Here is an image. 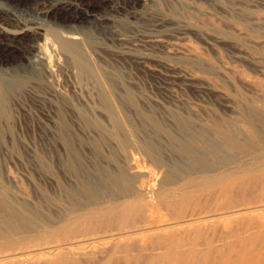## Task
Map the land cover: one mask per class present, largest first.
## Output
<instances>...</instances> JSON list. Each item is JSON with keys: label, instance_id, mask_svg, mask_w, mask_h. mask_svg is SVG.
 Segmentation results:
<instances>
[{"label": "bare ground", "instance_id": "6f19581e", "mask_svg": "<svg viewBox=\"0 0 264 264\" xmlns=\"http://www.w3.org/2000/svg\"><path fill=\"white\" fill-rule=\"evenodd\" d=\"M209 1L215 5L221 4L220 0ZM162 4L167 7V13L161 9ZM187 8V0H35L34 5H27L26 0H0V195L3 200L10 195V186H19L16 176L20 173L11 175L12 172L9 173L8 168V175L5 177L4 165L18 164L17 166L23 167L28 164L38 171L43 170L44 165L48 163L43 164V159L49 156L50 163L46 167H52L62 159V149L66 154H71L70 158L72 155L77 157L80 152L83 154L81 157H87L86 151L91 152L90 159L87 157L90 166L80 164L75 171L76 178L78 176L81 179L78 181L79 190L83 192L106 191L129 181L124 168L113 171L110 166L114 155L122 152L120 154L125 157L123 158L130 162V174L143 179L142 183L135 187V193L145 198L156 196L155 190L160 187L156 182H160L161 175L166 179L168 165L164 161L163 150L170 155V161L175 162V169L180 168L177 163L180 162L188 168L202 172V175H205L203 172L224 162L229 150L236 152V132L224 131L218 124L208 126L197 123L193 120L195 115L191 110L189 112L187 109L183 114L176 112L183 103L173 92L176 83L203 79L207 73L214 77L222 73L188 45L180 49L183 59L178 61L177 50L164 40L173 34L187 38L190 33H185V30L200 36L205 35L200 32L202 29L198 30L187 22ZM228 9L233 16L241 17L240 21L245 20V23L242 22L243 31L262 27L259 26L261 22L251 23L253 15L250 10L225 5V10ZM214 32L213 42L223 41L220 30ZM205 36L208 39V36ZM237 44L240 45L237 47H244ZM124 61L135 62L143 70L155 62L159 67L150 71L160 82L162 78V89L167 99L159 102L155 97L144 93L138 81L140 78L137 80L135 76V79H127L128 77L120 71ZM216 86L218 87L217 84L214 86L207 83L206 87L198 89ZM163 110L175 112H167L168 115L163 117V113H159ZM14 113L24 128H30L32 136L29 137L34 139V143L29 138L20 139L22 133L16 136L18 140L8 141L4 127H8L7 118L11 120L13 115L11 118L8 116ZM245 115L246 132H252L254 143H262L264 116L261 117L254 111H247ZM196 118L198 116L195 120ZM254 122L256 125L258 122L259 127L262 126L261 129H254ZM222 135L224 140L219 142L218 136ZM76 142L84 145L76 148ZM100 151L110 155L108 162L103 166L97 161V152ZM20 152L25 155L21 157ZM66 154L64 153L65 156ZM241 157L244 158L245 155ZM150 161L156 164V171L146 167ZM68 163L67 160L65 166H72L73 169V162L70 166ZM22 172L20 176L28 175L25 168ZM53 178L46 177L43 180L53 186L57 181ZM61 191L65 196L72 192L66 187H62ZM14 195L12 199L22 201L25 198ZM15 204L13 202L14 206ZM259 207L248 212L261 214L258 212H264V209ZM245 210L232 212L229 217L239 216L238 213L240 216L248 214ZM155 211H146L147 225L153 232L145 233L143 229H139L116 236L95 239L84 237L85 240L71 243L69 241L63 247L52 246L25 254H6L0 256V263L22 260L31 255L50 257L63 251H71L78 246L104 244L115 237H137L150 232L165 233L178 228V224L156 218ZM208 221L206 218L196 219L179 227H199Z\"/></svg>", "mask_w": 264, "mask_h": 264}, {"label": "rangeland", "instance_id": "374dc122", "mask_svg": "<svg viewBox=\"0 0 264 264\" xmlns=\"http://www.w3.org/2000/svg\"><path fill=\"white\" fill-rule=\"evenodd\" d=\"M34 1L26 0V3L34 5ZM220 2L221 7L209 0H187L188 8L185 12V18L189 16L187 22L198 30L202 29L200 32L207 35L208 39L205 35L203 38L190 30H185V33H190L187 38L183 39L182 35L173 34L170 37L164 36V40L177 50L178 61L183 59L180 49L188 45L218 72H222L219 77L206 72L203 79L181 81L173 88L174 94L183 102L176 112L183 114L187 109V111L191 110L195 115L193 117L195 122L208 126L218 124L224 131L230 130L238 134L236 152L229 150L228 157L221 162L222 165L220 163L219 166L203 172L205 175L180 162H177L180 168L175 169V162H171L170 155L163 150L168 173L166 179L161 175L160 182H156L160 187L157 188L159 191L155 190L154 198H145L135 193V187L142 183L143 179L130 174V162L124 159L122 152L115 153L117 155H114V161L110 166L113 171L124 168L129 181L106 191L79 190L78 181L81 179L78 176L76 178V167L84 163L90 166V160H87L89 154L91 155L90 151H86L87 157H81L80 155L83 154L80 152L77 157L72 155L70 158L71 154H66L62 149L66 156L61 151L60 163L48 168L46 165L50 163L49 156L47 159L43 157L46 160L45 162L43 159V164L48 163L39 171L27 164L23 166L26 173L28 171L27 177L24 175L27 181L20 176L24 173L21 165L8 163L4 165L5 177L8 172H12L11 175L14 176L20 173L16 176L19 186L9 187L10 195H7L6 200L0 195V256L14 252H22V254L36 252L52 246L63 247L69 241L71 243L85 240L84 237L95 239L116 236L139 229H143L145 233L153 232L147 225L148 210H156L154 212L156 218L178 224V228L165 233L150 232L137 237H115L104 244L78 246L71 251H63L50 257L31 255L22 260L3 261L0 264H264V212H258L261 214L248 212L259 206L264 209V140L260 142L261 145L259 142H253L252 132H246L245 120L247 111H254L259 116H264V25H261L264 24V0H220ZM224 4L250 10L253 15L251 23L261 22L259 26L262 27L248 28V32L243 31L245 20L240 21L241 17L233 16L229 13V9L225 10ZM162 6L164 5H161V9L167 13V7L164 6L163 9ZM257 17L262 21L258 20L259 18L256 20ZM214 30H220L221 36L224 37L223 41L213 42ZM236 42L244 47H237L240 45ZM160 56L165 57V55ZM172 58L174 57H170ZM124 63L121 64L120 71L128 77L127 79L130 77L135 79L136 76L137 80L140 78L138 81L144 93L155 97L159 102L167 99L162 89V78L160 82L150 71L159 67L155 62L144 70L135 62L124 61ZM207 83L214 86L217 84L218 87L198 89L206 87ZM142 91L141 93L144 94ZM171 111L175 112L163 110L159 113L160 115L163 113L164 117ZM11 116L13 121L7 118L9 124L6 120L8 127H4L8 141L18 140L16 136L21 133L20 139L24 137L23 139L31 140L30 128L27 127V130L25 127V129L15 113L8 117ZM197 116L199 119L195 120ZM257 124L254 122V129H261L262 126L259 127L258 122ZM8 128L10 129L7 131ZM223 138V135L218 136V141L222 142ZM33 140L32 138V143ZM80 145L84 144L75 143L76 148ZM235 154L238 155V157L236 155L237 159ZM20 155L23 157L25 154ZM97 155V161L101 166L107 163L110 157L101 151L97 152ZM244 155L245 157L242 158L241 156ZM21 157L19 158L23 159ZM67 160L68 166L74 163H72L73 169L72 166L71 168L65 166ZM146 167L156 171L157 166L150 161ZM46 177H54L53 179L57 181L50 186L52 184L48 185L43 180ZM62 187L71 189V194L65 196L61 191ZM22 192L25 194L23 195ZM17 194L21 196L20 198L25 197L24 200L12 199L13 195L18 197ZM13 202L16 203L15 206ZM244 209L248 214L240 216L241 214L238 213L239 216L230 218V213ZM201 218L209 220L208 223L199 227H179L185 222Z\"/></svg>", "mask_w": 264, "mask_h": 264}]
</instances>
